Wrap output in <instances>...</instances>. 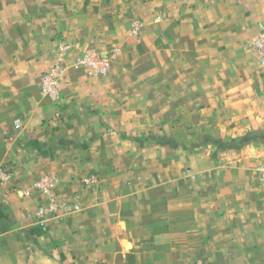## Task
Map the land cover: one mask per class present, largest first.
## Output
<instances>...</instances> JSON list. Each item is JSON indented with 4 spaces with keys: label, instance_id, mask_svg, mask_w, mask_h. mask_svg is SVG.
Here are the masks:
<instances>
[{
    "label": "rangeland",
    "instance_id": "rangeland-1",
    "mask_svg": "<svg viewBox=\"0 0 264 264\" xmlns=\"http://www.w3.org/2000/svg\"><path fill=\"white\" fill-rule=\"evenodd\" d=\"M68 1L84 22L34 81L44 134L15 117L5 133L0 264H264V26L182 29L184 0ZM73 87L99 93L61 114Z\"/></svg>",
    "mask_w": 264,
    "mask_h": 264
},
{
    "label": "crops",
    "instance_id": "crops-1",
    "mask_svg": "<svg viewBox=\"0 0 264 264\" xmlns=\"http://www.w3.org/2000/svg\"><path fill=\"white\" fill-rule=\"evenodd\" d=\"M184 1L188 8L186 10L183 8L182 13L189 14L182 15L180 25L182 29H216L223 22L230 29L242 28L237 23L244 24L246 30H253L256 25L259 28L264 26V0ZM62 2L64 3L63 0L44 1L43 6L37 9L26 7L22 4V0H15L14 3L4 6L2 11L0 10V156H12L8 155V144L4 143L7 142L5 133L7 128L11 127L13 117L20 119L21 125L25 129L27 128L26 133L44 134L45 128L42 127V121L48 117L51 110L49 108L46 111L44 104L36 100L34 81L39 71L45 68L52 59L50 50L53 46V37L59 38L58 35H60L63 38H72L73 34L83 27L84 22L83 18L78 17V10L81 9V6L75 5V3L70 5L71 2L67 0V5L63 4V7ZM222 5L227 6L223 12L229 14L223 19L221 16ZM196 14L200 16L206 14L207 19L201 20V17H197ZM203 22H206V25H201ZM232 35L233 33L229 36L231 41L233 40ZM206 39L209 43L210 38ZM84 92L92 94L99 93V90H92L90 87H73L71 91L66 90L64 97L60 99V108L57 107L56 111L59 109V113H61V110L64 109V115L74 113L78 108L77 98ZM71 118L73 119V117ZM75 123V121L69 120L70 127L76 128L78 125ZM72 130L77 132V130L84 129ZM86 133L84 131L81 135ZM93 152L94 150L90 151V156H93L91 155ZM137 204H140V200L137 201ZM197 204L198 210L201 211L205 205L204 201L197 202ZM115 205H119V202ZM117 211L119 212L120 208H117ZM19 215L27 218L26 214L25 216L22 213ZM5 226L4 224L1 232L6 231Z\"/></svg>",
    "mask_w": 264,
    "mask_h": 264
},
{
    "label": "built area",
    "instance_id": "built-area-1",
    "mask_svg": "<svg viewBox=\"0 0 264 264\" xmlns=\"http://www.w3.org/2000/svg\"><path fill=\"white\" fill-rule=\"evenodd\" d=\"M255 47L258 48L260 54L261 50L264 49V34H261L254 43ZM56 71H52L51 74L44 76L42 90L45 95L54 96L57 93V82H56ZM10 175L6 170L0 169V184H3L9 179Z\"/></svg>",
    "mask_w": 264,
    "mask_h": 264
},
{
    "label": "trees",
    "instance_id": "trees-1",
    "mask_svg": "<svg viewBox=\"0 0 264 264\" xmlns=\"http://www.w3.org/2000/svg\"><path fill=\"white\" fill-rule=\"evenodd\" d=\"M246 139L247 138H243V139H241L240 142H245ZM215 143L217 144L218 148H223V146H227L228 145V143H225V142H223L221 140H216Z\"/></svg>",
    "mask_w": 264,
    "mask_h": 264
}]
</instances>
